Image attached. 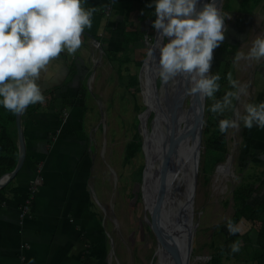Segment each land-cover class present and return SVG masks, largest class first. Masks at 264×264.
Returning a JSON list of instances; mask_svg holds the SVG:
<instances>
[{"label":"rangeland","instance_id":"rangeland-1","mask_svg":"<svg viewBox=\"0 0 264 264\" xmlns=\"http://www.w3.org/2000/svg\"><path fill=\"white\" fill-rule=\"evenodd\" d=\"M254 1L221 0V10L230 13V18L226 17L225 19L227 30L224 42L225 38H227L226 33L229 31L228 25H235L236 22L240 21V18L242 20L244 15L251 13V11L255 30L243 48L240 46L234 47V45L222 42L213 50V60L210 70L219 72L221 76L219 81L221 88L216 93L217 98L221 97L224 91L231 87L228 86L227 73L230 72L233 76V54L237 50L240 52L247 51L251 46L252 40L257 35H262V31L264 30V0H259L256 6H253ZM87 4H89L88 0H86L84 7ZM99 8L101 7L96 6V9ZM142 17L143 13H140L134 19L138 24L135 23L133 25L131 21L130 26H136L134 29L133 27H129L133 29L132 31L125 30V36H131L128 43L120 38L116 42L112 38L111 44L114 48L108 49L105 43L102 44L101 48L97 46L93 39L89 40L85 29L82 33V36H84L82 43H87L88 48L82 49L83 44H81L76 53L69 54L66 51H62L60 56H58L61 59V54L66 52V58L73 60L77 64L80 61V68L84 65L86 66L87 62L91 61L98 71L97 74L94 73L86 76L87 78L82 89L85 93L84 117L87 124L86 130L88 129L90 133L88 151L91 149L93 152L94 168L95 172L97 171L99 187L101 189V195L98 189L95 191L98 200L91 196V202L94 203L99 216L102 218L100 223L103 226L100 224V227L103 228L105 234V241H103V243L105 242L103 249L104 264H158L156 255L154 254L157 248L155 238L154 236H148L144 230L148 211L145 210L142 200H137L136 187L138 184L136 182L133 183L136 180L135 172L138 167H134L133 164H136L135 162H137L138 158L144 159V155H136V158L129 163H125V160H123L124 145L129 138H132L136 128L141 137L143 130L149 135L151 122L156 117L155 110L147 111L143 114L142 112L145 108L140 112H137L135 109L136 103L144 104L146 101L143 92L144 70L143 67L141 69L142 65L138 66L136 61L140 58L141 60L145 58L154 39V29H150L148 25V13L141 20ZM99 29L103 30L104 26L102 25ZM140 29L146 31L144 36L140 41L133 39L139 34L138 31ZM114 33L119 35L117 31ZM114 43H116L117 47H115ZM229 53L233 55V64H227L228 62H226L229 59ZM158 56L159 50L155 53L154 59L156 61ZM245 62L247 63L248 61L246 60ZM241 65L242 69L240 68L237 72L241 70L247 74L249 64H244L245 67H243V64ZM81 72L79 70V74ZM127 73L136 75L140 82L141 91L136 96L133 94V88L127 87ZM122 75L125 78H122ZM176 86L177 81L175 79L167 83L163 82L161 87L157 88L159 98L152 97L153 103L161 108L160 105H165L168 102ZM41 88L43 90V85H41ZM186 88L187 85L184 88L185 97L183 98V108L185 110H187L191 98L190 94L186 92ZM243 95L241 96L243 97ZM242 97L237 102L234 101L235 106L240 112L242 109V105L240 104ZM211 103V99H205L204 123L208 115L215 114L209 111ZM140 115H142L143 124L138 123L136 126L135 117L139 119V117L141 118ZM225 115L231 116V113L226 112ZM144 122H146L145 125ZM152 125L154 128V121ZM183 125H185V122L180 124L179 131H181L180 129ZM241 137V126L237 129L226 131V154H228V157L225 155L224 160L216 163L214 166H211V152L209 150L204 152V145L201 140L197 186L193 201V222L196 223V226L189 264H204L207 262L211 253L214 252V247L210 245V240L214 239L215 243L223 241L224 238L222 237L226 235L224 230L225 218H231L235 213L232 190L241 183V186H245V183L250 182L251 178L255 181V176H259L264 172V168H262L259 162L251 161L248 165L247 161L242 158L240 153L242 145ZM203 159L204 164H202ZM201 165L204 168V174H202ZM206 177L207 181L205 182ZM233 222L239 223L240 232L247 229V225L244 226L242 221L235 220ZM218 225L223 227L221 231L225 235L219 234L217 230ZM213 231L216 233L213 236L214 238L212 237ZM226 232L229 234L228 230ZM250 233H248V236H250ZM244 235L240 233L236 235L237 239L242 242L241 248L237 252L240 256L236 254L237 257L230 256L229 258H225L222 255L220 256V264H235L237 262L243 264L245 258H251L254 251L253 248L255 247L250 243L245 244L242 241ZM254 236L251 235V238L254 239Z\"/></svg>","mask_w":264,"mask_h":264},{"label":"crops","instance_id":"crops-1","mask_svg":"<svg viewBox=\"0 0 264 264\" xmlns=\"http://www.w3.org/2000/svg\"><path fill=\"white\" fill-rule=\"evenodd\" d=\"M88 2L86 8L101 7L93 15L91 28L85 30L89 40L93 39L92 35L100 34L105 40L103 43L112 49V38L118 42L117 39H123L124 28L132 31L136 27L130 26L131 21L133 25L136 23L134 19L137 17L134 14L129 17L127 27H124L126 18H123L129 0ZM251 22L252 11L235 25H228L224 44L245 47L244 44L255 30ZM102 25L104 29L100 30ZM116 31L119 35L114 33ZM82 44V49L88 48L87 43ZM233 55L228 54L230 64H233ZM245 61H234L233 65V78L247 85L246 94L241 96V113L245 103L264 100V61H248L247 74L241 70L237 72L242 69L241 64L245 67ZM90 63L80 68V61L77 64L66 58V55L61 59H51L40 77L45 101L33 104L23 112L21 124L26 143V159L16 176L0 188V264H104L105 239L104 234L100 233L102 218L91 202V196L98 200L95 191L98 189L101 195V189L94 168L93 152L91 149L88 151L90 133L86 130L85 93L82 89L86 76L98 72L94 64ZM63 65L74 69V75L69 70L67 78ZM47 86L52 89L45 92ZM64 97H76L74 106L65 105ZM63 112L67 114L64 122ZM243 131L245 136L241 137L242 144L248 152V157L244 156V159H248V165L254 161L264 168V128L254 125L249 129L241 125V133ZM37 164L41 165L44 181L27 216L21 219L18 206L24 201L28 180L34 175ZM251 182L252 187L259 184L253 183L252 178ZM256 190L248 202H261L264 183ZM21 243L28 244V247H20ZM246 264L251 263L249 261Z\"/></svg>","mask_w":264,"mask_h":264},{"label":"clouds","instance_id":"clouds-1","mask_svg":"<svg viewBox=\"0 0 264 264\" xmlns=\"http://www.w3.org/2000/svg\"><path fill=\"white\" fill-rule=\"evenodd\" d=\"M86 0H0V106L22 114L30 104L43 103L45 95L39 83L41 73L50 60L62 51L74 54L81 47L82 33L91 28L95 6L84 7ZM149 0L154 6L152 27L157 39L149 55L159 50L157 75L162 82L183 77L186 92L201 101L211 99L209 111L221 118L220 132L241 125L264 128V100L249 101L241 113L235 106L247 85L227 73L231 86L219 98L220 73L211 71L213 50L224 42L230 18L217 6L216 0ZM98 47L99 42L94 38ZM102 48V47H101ZM66 53L61 54L64 58ZM264 61V35H257L247 52H236L234 61ZM143 61V60H142ZM157 79V78H156ZM157 85V83H156ZM158 86V85H157ZM230 112L231 116H225ZM228 232L241 231L238 222L225 218ZM241 241L230 243L232 253L241 248Z\"/></svg>","mask_w":264,"mask_h":264},{"label":"water","instance_id":"water-1","mask_svg":"<svg viewBox=\"0 0 264 264\" xmlns=\"http://www.w3.org/2000/svg\"><path fill=\"white\" fill-rule=\"evenodd\" d=\"M218 1L216 0V3ZM203 2L204 0H199L197 7L202 6ZM157 38V30L154 29V39L150 47ZM148 56L147 53L141 63V69ZM156 76L154 74L151 80L154 93H157V88L159 89L163 84L160 81L159 87H157ZM144 104L143 114L148 109L146 101ZM195 105L196 108H194ZM190 108L195 111L191 124L189 126L183 125L181 131L177 133L166 131L165 137L160 135L159 139L150 142L148 150L145 148V130L142 133L141 149L144 155V165L140 191L144 208L148 211V217L145 219L146 224L157 243L154 254L158 264H161V262H164V264H189L191 256L192 240L196 226V223L193 222V201L197 186L205 100L201 101L198 96L192 95L187 109ZM142 115H140L141 118L139 117L141 125L143 124ZM152 122L150 136L153 135ZM15 125L18 157L15 167L10 172L0 176V188L16 176L26 157V143L21 124V114H15ZM166 128L174 131L172 125L166 127L165 124ZM152 149L154 151L152 160H158V163L150 174H146L148 151ZM226 156L228 157V154ZM178 176H180L181 183L176 181ZM177 185H179L178 189ZM180 195L183 197V202L178 203L177 200H179Z\"/></svg>","mask_w":264,"mask_h":264},{"label":"trees","instance_id":"trees-1","mask_svg":"<svg viewBox=\"0 0 264 264\" xmlns=\"http://www.w3.org/2000/svg\"><path fill=\"white\" fill-rule=\"evenodd\" d=\"M89 1V0H88ZM259 0H255L253 2V6H256L258 4ZM149 0H129L128 5L126 6L127 11L125 9L124 18L125 23L124 27H127L129 24V17H132L133 14L137 17L140 13H143V18H145V14L148 13V25L150 29H153L152 27V20L155 18L153 15L154 6L149 7ZM125 28L123 30V41L125 40L127 43L130 42L129 38L131 36H125ZM139 34L134 37L133 39H138L139 41L145 34V30L140 29ZM92 37L99 42V45L102 47L103 41H105L100 35H92ZM118 40V39H117ZM106 50V49H105ZM104 51V50H103ZM229 59L226 60L228 62L227 64L231 63V58L228 56ZM138 66H141L142 63L141 58L136 61ZM64 70L66 71L67 78L69 76V70L72 72L71 74L74 75V69L69 68L68 66H63ZM127 70V69H126ZM128 72V70H127ZM68 73V74H67ZM127 87L133 88V94L136 96L140 91V82L136 75H132L131 73H127ZM122 78H125L124 75H122ZM160 79L157 77L156 83L157 85L160 84ZM40 83V81H39ZM41 85V84H40ZM51 86H47L45 89L46 91L51 90ZM48 94V93H47ZM77 98H68L64 97L63 102L65 105L68 106H74L75 100ZM63 105V106H65ZM31 106H34L33 104H30L27 106V108H30ZM145 108V105L143 103H136L135 109L137 112H140ZM225 115V114H224ZM137 116V115H135ZM228 116V115H225ZM221 117L216 114H210L206 117L203 131H202V142L204 145V152L206 150H209L212 155V163L211 166H214L216 163H220L224 160L225 155L227 153V143H226V132H220L218 127V120ZM23 120V113L21 114V122ZM139 123V119L135 117V125ZM59 125V122L57 123ZM64 132V129L62 133ZM245 131L242 132V136H245ZM145 134V140L150 141V135L147 133ZM142 144V137L139 133V131L136 128V131L134 132L132 138H129V140L125 143L124 149H123V160H125V163H129L133 161L134 158H136V155L142 154L141 149ZM244 144H242L241 147V156L242 158L248 157L245 150L246 147H243ZM244 149V151L242 150ZM203 152V154H204ZM202 156V154H201ZM18 157V147H17V131H16V125H15V113H12L9 110H6L3 108V106H0V176L4 173L10 172L16 164ZM26 159V158H25ZM135 162L136 164H133V166H138L137 170L135 172L136 180L133 181V183H137L136 191H137V200L141 199V191H140V182H141V174L144 164L143 158H138ZM204 164V159L202 160ZM245 161H248V159H245ZM201 171L202 174H204V168L201 165ZM255 182H258L259 184L256 187L251 186V181L246 182L245 186H241L239 184L232 190V200L233 205L235 207V213L232 215L231 219L233 221H242L243 225H247V229L245 231L239 232L240 234H245L243 238V242L246 244H251L253 247V254L250 257H247L244 259L243 264H246L250 261L252 264H264V197L261 200V202L253 204L251 202H248L250 196L252 193L257 192L258 186L261 183H264V174L262 173L259 176H255ZM207 181V177L205 182ZM9 183V182H8ZM7 183V184H8ZM132 183V182H131ZM2 188V187H1ZM223 227L217 226V230L219 231V234L223 235L224 233L221 231ZM144 230L146 231L147 235L152 237L153 234L151 230L149 229L148 225L144 223ZM226 235L222 238L223 241L220 243H215L214 239L210 240V245L214 247V252L211 253L209 259L204 264H220V256L224 255L225 258H229L230 256L237 257V252L232 253L229 245L231 242L238 240L236 235L239 234H231L227 233V228L224 227ZM250 233V236H248V233ZM101 234H104L103 228L100 230ZM212 237L215 236V231L212 233ZM251 235H255L254 239L251 238ZM105 237V234H104ZM214 238V237H213ZM237 254V255H236ZM240 256V255H239ZM155 257V256H154ZM224 264V263H223ZM235 264H239L238 262Z\"/></svg>","mask_w":264,"mask_h":264},{"label":"bare ground","instance_id":"bare-ground-1","mask_svg":"<svg viewBox=\"0 0 264 264\" xmlns=\"http://www.w3.org/2000/svg\"><path fill=\"white\" fill-rule=\"evenodd\" d=\"M220 5H221V0L217 2V6L220 7ZM157 50L158 49L154 50L151 55H149V51H148L149 56L148 58L145 59L144 66H143V70H144L143 76L145 78V79L143 78V85H144L143 92H144L146 102L148 104L147 111H151V110L156 111V117L154 119L153 135L150 136V141L145 140V148L147 150L149 148L150 142L154 139H159L160 135L161 137H165L167 134L165 133L166 131L169 133L170 132L177 133L179 131L180 124L182 122H185V126H189L195 114V111H193L191 108L187 110L183 108V98L185 97L184 88L186 85L188 87V82L183 77L175 78V80L177 81V86L175 87L168 102L166 104L164 103L165 105L162 104L160 105L161 108H159L157 107V105L153 103V100H152L153 96H155L157 99L159 98L158 94L154 93L155 92L154 87L151 85V80L153 79V75L154 74L157 75V61L156 59H154L155 53ZM164 95H167V94H164ZM190 96L192 97V95ZM194 108H196V105L194 106ZM162 124L164 125L161 126ZM165 124H166V127L172 125L174 127V131L168 130L169 128H172V127L164 129ZM152 155H154L153 149L148 151V167L146 170V174H150L151 171L154 170V168L156 167L158 163V160L156 161L152 160L153 159ZM177 178L178 180L176 181L181 183L180 176H178ZM178 187L179 185H177V189ZM177 201L178 203L183 202L182 195H180L179 200ZM161 264H164V262H161Z\"/></svg>","mask_w":264,"mask_h":264},{"label":"built area","instance_id":"built-area-1","mask_svg":"<svg viewBox=\"0 0 264 264\" xmlns=\"http://www.w3.org/2000/svg\"><path fill=\"white\" fill-rule=\"evenodd\" d=\"M62 115H63V122H64L66 117H67V114H66V112H63ZM60 128H61V126H60ZM59 129H58V131H59ZM43 181H44V176H43V173L41 171V165L37 164V166L35 168L34 175H32L31 178L28 180L27 193H26V196L24 198V201L21 202V204L18 206V212H19V216L21 219L25 218L27 216V212L30 209V205H31L32 201L35 199L37 191H38L39 187L43 184ZM20 247L27 248L28 244L21 243ZM22 258H24V256H22Z\"/></svg>","mask_w":264,"mask_h":264},{"label":"flooded vegetation","instance_id":"flooded-vegetation-1","mask_svg":"<svg viewBox=\"0 0 264 264\" xmlns=\"http://www.w3.org/2000/svg\"><path fill=\"white\" fill-rule=\"evenodd\" d=\"M154 35V34H153ZM82 37H84V36H82ZM154 37V36H153ZM108 43L110 42V40L109 41H107ZM64 66V65H63ZM241 147H242V145H241ZM241 150V149H240ZM242 150H243V148H242Z\"/></svg>","mask_w":264,"mask_h":264}]
</instances>
